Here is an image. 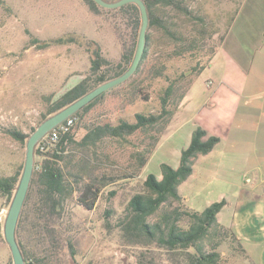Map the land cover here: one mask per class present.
I'll use <instances>...</instances> for the list:
<instances>
[{"label": "trees", "instance_id": "1", "mask_svg": "<svg viewBox=\"0 0 264 264\" xmlns=\"http://www.w3.org/2000/svg\"><path fill=\"white\" fill-rule=\"evenodd\" d=\"M144 1L149 15L148 27L166 35L172 42L169 49L154 56L150 51V33L147 31L139 64L125 81H133L143 73L150 80L165 79L167 83L160 95L159 108L156 112H135L133 121L120 118L116 123L91 122L82 137L76 139L73 127L102 97L105 93L102 92L72 114L75 117L73 125L53 145L45 149L40 148V143L36 145L33 174L15 232L26 264H70L69 258H73L77 251L76 239L64 219L68 201L74 199L76 204L91 210L107 185L134 179L138 175L193 78L209 63L216 47L223 40L243 0L235 1L227 28L219 36L216 45L208 44V39L212 38L216 30L209 29L199 7L192 9L186 0ZM83 2L91 12L107 15L121 46L120 57L117 60L107 58L97 41L75 33H65L43 41L31 35L29 43L38 48L52 44L82 45L90 62L86 74L73 86L59 94L44 96L46 109L40 115L41 120L99 83L121 74L131 62L140 26L137 5L126 3L117 8H105L94 0ZM165 7L188 20L195 19V27L188 31L175 29V23L168 15L157 11ZM188 54L205 56V60L192 66L189 73L183 70L170 77L166 72L169 61ZM137 90L143 92L142 88ZM143 98L147 99L148 96L143 95ZM5 131L20 144H25L28 133L16 127H8ZM136 132L148 134V141L139 139L137 148L130 154L133 161L117 172L96 170L94 167L89 169V160L84 156L76 164H71L69 153L72 147L88 149L97 146L105 138L127 140ZM218 141L219 137L207 135L205 129L197 126L188 145L181 149L179 166L174 168L162 163L161 178L152 173L147 174L141 188L130 196L124 209L115 215L114 223L106 219L107 231L116 229L118 243L133 249L136 264H221L219 246L226 240L236 243L237 248L244 252L235 232L217 221L216 215L225 204L224 199L210 203L203 210H195L183 203L177 189L180 182L192 172L194 159L210 151ZM22 165L13 173L0 175V194L7 204L14 193ZM114 193L115 190L109 191L108 196ZM112 214L111 210L105 211L108 218ZM31 240L32 247L27 248L26 243Z\"/></svg>", "mask_w": 264, "mask_h": 264}, {"label": "rangeland", "instance_id": "2", "mask_svg": "<svg viewBox=\"0 0 264 264\" xmlns=\"http://www.w3.org/2000/svg\"><path fill=\"white\" fill-rule=\"evenodd\" d=\"M235 1L186 0L192 9L199 7L209 29L216 30L212 38L208 39L209 45L219 43V36L227 28L228 19L234 11ZM157 11L166 13L175 23V29L188 31L195 27V19L188 20L168 7L158 8ZM147 31L150 33V51L154 56L170 48L172 41L166 35L150 27ZM65 33H75L97 41L107 58L117 60L120 57L121 46L107 15L91 12L83 0H0V175L13 173L23 164L25 153V144H20L5 129L16 127L29 134L32 127L35 128L41 121L40 115L46 109L44 96L59 94L73 86L80 75L83 76L88 70L89 56L82 45L52 44L38 48L29 43L31 35L43 41ZM204 60L205 56L191 54L175 58L169 61L166 72L170 77L183 70L189 73L192 66ZM166 83L163 78L150 80L143 73L133 81H124L105 91L73 127L75 138L80 139L91 122L116 123L120 118L133 121L135 112H156ZM138 88H142L143 92H139ZM143 95L148 98L144 99ZM147 137L146 133L136 132L127 140L105 138L97 146L88 149L72 147L69 159L71 164H76L84 156L89 160V169L94 167L96 170L117 172L133 161L131 152L137 148L139 139L146 142ZM179 146L176 140L163 144L134 179L107 185L91 210L76 204L74 199L68 201L64 219L76 239L77 251L73 258L68 256V263L136 264L133 249L121 246L116 229L107 231L105 221L109 219L114 223L115 215L124 209L130 196L141 188L147 174L152 173L161 178L162 163L174 168L179 166ZM212 164H215L214 160L205 161L204 158L193 162L195 175L189 178L186 183L188 186L180 189V193L189 196L187 199L182 198L186 206L203 210L210 204L206 203L207 200H215L216 192L207 194L216 184L215 181H209ZM113 190L115 193L108 196L109 191ZM8 205L0 194V264H13L2 233ZM106 210L113 212L109 218L105 216ZM216 218L222 225L230 226L228 213L218 212ZM23 239L25 241L26 236ZM32 241L26 243L27 248L32 247ZM243 249L244 252L237 248L236 243L224 241L219 246L221 264H254L255 251L248 249L246 253Z\"/></svg>", "mask_w": 264, "mask_h": 264}, {"label": "crops", "instance_id": "3", "mask_svg": "<svg viewBox=\"0 0 264 264\" xmlns=\"http://www.w3.org/2000/svg\"><path fill=\"white\" fill-rule=\"evenodd\" d=\"M197 126L219 137L210 151L194 159L215 161L209 181L216 184L207 194L214 191L216 197L206 203L225 200L219 213L229 214V227L246 253L255 251L254 264H264V0L242 1L147 162L168 141H178L179 149L187 146ZM195 172L193 167L177 187L183 199L189 196L180 189Z\"/></svg>", "mask_w": 264, "mask_h": 264}, {"label": "water", "instance_id": "4", "mask_svg": "<svg viewBox=\"0 0 264 264\" xmlns=\"http://www.w3.org/2000/svg\"><path fill=\"white\" fill-rule=\"evenodd\" d=\"M98 5L105 8H117L126 3L137 5L140 13V26L137 34L135 50L128 67L119 75L99 83L94 88L76 98L69 104L49 114L42 119L38 125L28 134L25 140V153L21 173L16 184L14 193L11 197L7 211L4 216L2 233L3 238L8 245L12 263L26 264L21 248L16 239V226L18 218L23 207L34 168V151L40 139L51 129L71 116L73 113L88 104L102 92L124 82L137 68L144 51L147 29L149 26V15L147 5L144 0H94Z\"/></svg>", "mask_w": 264, "mask_h": 264}, {"label": "built area", "instance_id": "5", "mask_svg": "<svg viewBox=\"0 0 264 264\" xmlns=\"http://www.w3.org/2000/svg\"><path fill=\"white\" fill-rule=\"evenodd\" d=\"M74 121L75 117L71 115L64 121H62L60 124H58L55 128L48 131L38 142L40 143V148L45 149L49 145H53L62 133H65L69 130V128L73 125Z\"/></svg>", "mask_w": 264, "mask_h": 264}]
</instances>
